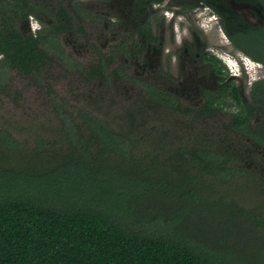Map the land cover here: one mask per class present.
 I'll use <instances>...</instances> for the list:
<instances>
[{
    "label": "flooded vegetation",
    "instance_id": "af4514ba",
    "mask_svg": "<svg viewBox=\"0 0 264 264\" xmlns=\"http://www.w3.org/2000/svg\"><path fill=\"white\" fill-rule=\"evenodd\" d=\"M62 82H68L63 96ZM82 85L91 96L113 91L111 102L123 107L136 135L145 125L134 118L145 102L155 120L170 113L175 125L184 128L187 121L192 130L201 121L200 136L190 141L189 132L180 138L173 130L155 131L161 154L140 157L131 131L116 130L94 108L75 107L73 114L70 99L74 91L84 94ZM31 89L52 100L68 141H97L94 124L120 134L124 153L110 159L118 170L183 177L194 152L201 151V160L210 152L220 172L203 177V194L213 177L246 176L264 187V0H0V101H18ZM190 173L201 174L196 166ZM150 190L140 198L145 206L159 203ZM218 203L216 209H230L212 218L218 237L237 228L264 264L258 236L264 220L253 224L235 202Z\"/></svg>",
    "mask_w": 264,
    "mask_h": 264
},
{
    "label": "trees",
    "instance_id": "16d2710c",
    "mask_svg": "<svg viewBox=\"0 0 264 264\" xmlns=\"http://www.w3.org/2000/svg\"><path fill=\"white\" fill-rule=\"evenodd\" d=\"M93 128L97 141L73 136L62 164L44 167L3 155L20 141L0 128V264H259L237 220L218 237L212 218L229 208L201 192L203 177L220 172L212 153L194 152L201 174L145 178L110 160L124 153L120 134ZM149 188L159 203L145 206Z\"/></svg>",
    "mask_w": 264,
    "mask_h": 264
},
{
    "label": "rangeland",
    "instance_id": "374dc122",
    "mask_svg": "<svg viewBox=\"0 0 264 264\" xmlns=\"http://www.w3.org/2000/svg\"><path fill=\"white\" fill-rule=\"evenodd\" d=\"M67 85L68 82L62 84V96L68 90ZM82 87L84 94L79 95V91H74L73 93H75L74 96L76 97H71L72 99H70L74 106L72 110L73 114L76 115L75 107L94 108V113L108 119L116 130L126 131L127 133L131 131V136L138 140V145L141 148V152L138 154L140 157H143V155L153 156V153H155V156L161 154L159 151L161 145L158 143L160 135L159 133L155 134V131L159 130L161 133L163 131L173 130L180 138L189 132L190 134H187L189 137L185 136L184 138L190 141L197 137L198 131L201 132L199 130L201 121L192 130L190 129L191 126L187 127V121L184 122L186 123L184 128L175 125L173 123L174 117L170 113H168L169 115L166 113L159 121L155 120L154 116L156 112L147 108L145 102H142L136 112L134 122L145 126H143V129H140V134L136 135L133 133V130L128 128L132 119L125 116L126 113L125 111L123 112V107L121 106L120 108L111 102L113 99L112 96L115 95L113 91H110L109 94L99 92V95H97L94 93L91 96V92L85 85H82ZM1 99L0 128L11 132L20 141V147L18 149H2L1 153L8 157V159L16 160L17 164H20L19 160L27 157L37 161L43 167L47 165H61L62 163H58L59 161L57 162V160L67 152L69 129L65 126L62 115L53 110L51 105L52 100L47 95L45 97L35 89H31L18 101L9 96L2 97ZM115 99H117L116 96ZM76 118H78V114ZM212 119L216 120L215 118ZM210 123L213 122L210 121ZM71 133H74V131L71 130ZM198 135L200 136V133ZM252 180L246 176H236L230 181L217 177L209 178L206 182L212 189H204L206 190L204 191V195H208L210 204H214L216 207L223 205H219L218 202L220 200L223 202L226 200L235 202L236 207L242 210L246 216L247 214L250 215L253 224H256L258 220H264V187L256 180L253 182ZM251 185L253 186L251 187ZM220 186L221 189H218ZM261 234L264 237V224L260 226L258 231V236L262 237ZM261 242L262 240H259L258 244Z\"/></svg>",
    "mask_w": 264,
    "mask_h": 264
}]
</instances>
